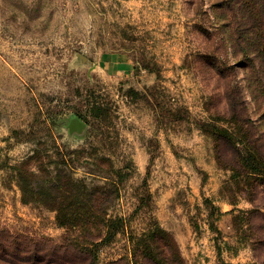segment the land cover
Here are the masks:
<instances>
[{
	"label": "rangeland",
	"instance_id": "rangeland-1",
	"mask_svg": "<svg viewBox=\"0 0 264 264\" xmlns=\"http://www.w3.org/2000/svg\"><path fill=\"white\" fill-rule=\"evenodd\" d=\"M224 1L0 0V227L58 247L0 264H151L142 239L156 227L184 264H255L235 221L253 184L220 165L199 127L228 125V79L264 133V94L253 96L248 61L234 55ZM70 114L86 127L69 132ZM67 163L119 191L89 205L104 214L85 229L22 195L19 168ZM106 225L111 236L96 240Z\"/></svg>",
	"mask_w": 264,
	"mask_h": 264
},
{
	"label": "trees",
	"instance_id": "trees-1",
	"mask_svg": "<svg viewBox=\"0 0 264 264\" xmlns=\"http://www.w3.org/2000/svg\"><path fill=\"white\" fill-rule=\"evenodd\" d=\"M222 7L226 8L222 18L227 20L224 25L230 32L229 40L232 42L234 55L247 59L250 66L248 85L253 96L257 98L259 94H264V81L260 78V74L264 73V0H233L230 3L224 1ZM224 82L226 105L222 114H227L228 117L224 119L228 125H219L213 118L203 121L199 127L213 138L220 165L236 174L237 182L244 179L243 184H253L254 191L245 196L252 207L237 209L236 229L240 241L251 240L249 244L255 264H264V133H259L256 128L258 126L249 118L240 85H230L228 79ZM218 114L220 118L221 115ZM262 120L264 121V112ZM45 167L46 165L40 166L44 175H39L30 168H19L22 195L25 201L28 198H37L40 203L52 206L57 212L59 225H75L80 218H84L83 224H79L82 229L86 228V223L97 224L98 221L93 220L104 214V211H91L89 205L97 202L101 194H105V199L108 200L119 192L102 188L104 186H90L84 178H75L70 163L54 174ZM69 201L78 204L73 209L63 208L62 204H68ZM209 225L214 228L213 223ZM246 229L249 230L248 233ZM105 230L94 236L97 237L95 239L107 240L109 235L111 236L109 225H106ZM143 237V254L151 264H184L176 243L163 229L152 228ZM147 237L150 238L152 247L148 244ZM158 239H165L167 242L160 243ZM46 244L41 246L25 235L0 227V261L15 258L22 253L31 255L42 251L55 256L57 245ZM166 249L169 250V256L165 254Z\"/></svg>",
	"mask_w": 264,
	"mask_h": 264
},
{
	"label": "water",
	"instance_id": "water-1",
	"mask_svg": "<svg viewBox=\"0 0 264 264\" xmlns=\"http://www.w3.org/2000/svg\"><path fill=\"white\" fill-rule=\"evenodd\" d=\"M86 127L85 122L76 114H70L68 117L67 128L69 132L81 131Z\"/></svg>",
	"mask_w": 264,
	"mask_h": 264
}]
</instances>
